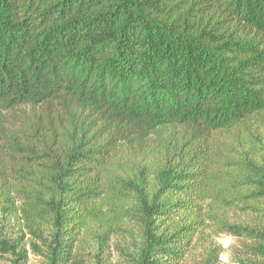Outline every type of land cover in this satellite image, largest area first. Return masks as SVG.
Here are the masks:
<instances>
[{"label": "trees", "instance_id": "1", "mask_svg": "<svg viewBox=\"0 0 264 264\" xmlns=\"http://www.w3.org/2000/svg\"><path fill=\"white\" fill-rule=\"evenodd\" d=\"M264 264V0H0V254ZM132 250V251H131Z\"/></svg>", "mask_w": 264, "mask_h": 264}, {"label": "rangeland", "instance_id": "2", "mask_svg": "<svg viewBox=\"0 0 264 264\" xmlns=\"http://www.w3.org/2000/svg\"><path fill=\"white\" fill-rule=\"evenodd\" d=\"M21 229L10 223L8 228L4 230V237L7 239L12 245H17L21 242L20 246L25 247L27 251V259L17 260L14 254L2 255L0 254V264H44V260L40 256H36L30 247V236L27 235L25 240L23 241ZM217 245L220 247V256L218 264H240L239 260L248 262L249 259V251L241 240H237L236 238L224 234L217 239ZM132 251V250H131ZM112 261L109 263L112 264H131V261L120 252L118 249L114 248L112 254ZM207 254L202 248L195 249L192 253L188 255L186 260L182 264H205ZM84 263L86 264H94L91 259V254L85 253L83 255Z\"/></svg>", "mask_w": 264, "mask_h": 264}]
</instances>
